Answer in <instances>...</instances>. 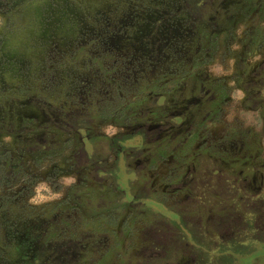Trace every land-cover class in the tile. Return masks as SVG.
<instances>
[{
    "label": "rangeland",
    "instance_id": "rangeland-1",
    "mask_svg": "<svg viewBox=\"0 0 264 264\" xmlns=\"http://www.w3.org/2000/svg\"><path fill=\"white\" fill-rule=\"evenodd\" d=\"M184 1L0 13V264H264V0Z\"/></svg>",
    "mask_w": 264,
    "mask_h": 264
},
{
    "label": "flooded vegetation",
    "instance_id": "flooded-vegetation-1",
    "mask_svg": "<svg viewBox=\"0 0 264 264\" xmlns=\"http://www.w3.org/2000/svg\"><path fill=\"white\" fill-rule=\"evenodd\" d=\"M214 1L215 0H208V1L199 0L198 2L197 1L192 2V3H195V6H196L193 9L192 14L194 16L195 15H199V14H203L204 15L203 10L204 9L207 10V8L211 5L212 2L215 5ZM216 1H218V0H216ZM225 1L226 0H222L221 3L217 6L219 8V10H221V11L222 10L224 11V9L227 10V8L224 6V4H222ZM14 3H15V0H0V13H2V14L8 13L10 11V8L13 6ZM184 4H185V6H184L185 8H187L188 5H189L187 0L184 1ZM190 7H191V5H190ZM188 12H190V10ZM215 13L218 15V13H220V12L217 10V11H215ZM192 14H191V16H193ZM223 14H224V12H223ZM192 23H193L192 24L193 26H191L192 28H194L198 24L196 19H194ZM190 25H191V23H190ZM191 34L193 35L194 31H191ZM168 43H165V45H168ZM22 68L23 67L21 65L20 68H19L20 71L22 70ZM21 72H24V71H21ZM192 82L194 84H196L198 82H201L202 89H204V78L200 79L199 77H197V78H194ZM7 91H8V89H7ZM201 92H202V90H201ZM0 93H1V91H0ZM207 96H208V92L207 91L204 92V90H203L199 100L194 104V105H196V109H194V111H196L197 108L199 107V103H202V104H204V102L209 103V100L207 99ZM35 99H37L36 102L38 103V105L44 103V100L41 97H36ZM189 101H192V100L190 98H188L186 100V102H189ZM191 113L193 114V111ZM178 115L181 116L182 114H178ZM25 121H27V120H25ZM13 136L17 139V141L18 140L20 141L19 144L23 143L22 141L25 139V138H23L24 137L23 133L22 134H13ZM131 138H135V136L134 135L127 136L126 138H124V140L126 142H128L129 139H131ZM86 140H87V136L86 135H82V142H85ZM30 142H32V141H30ZM38 144H39L38 147L39 146L40 147H45L46 145H48V150L45 151V154H50L51 152L55 151V150H53L52 147H50V144H48L47 142H41V143H38ZM133 147H137L138 148L140 146L136 145V146H133ZM49 148H50V151H49ZM130 150H132V149H130ZM174 150H176V149H174ZM122 151H125V150L122 149ZM22 157H23L22 150L20 151V154H16V156H14V154L12 152H9V151L0 153V188L1 189L12 187V185L16 181L14 179V177L18 174V171H19V169H18V165L19 164L18 163L20 162V160H22ZM252 157H254V156H252ZM9 158H12V160L15 161L16 164H14L12 162V160L9 159ZM258 172L260 173L259 177H260V184H261V187H259V189H263V187H264V172L260 171V170H258ZM1 198H2V196H0V199ZM24 236H26V235H21V236L17 235L15 237L13 236L14 237V238L12 237L13 238V242L18 244L21 241L20 237L23 238ZM32 259L33 258H32V255H31V249L27 250V253L25 254V259H24L25 263L27 264V262H28V264H31V260ZM7 263L11 264L10 261H8Z\"/></svg>",
    "mask_w": 264,
    "mask_h": 264
}]
</instances>
